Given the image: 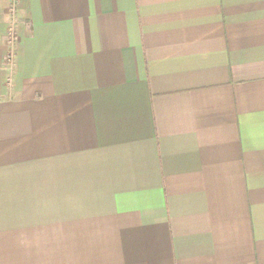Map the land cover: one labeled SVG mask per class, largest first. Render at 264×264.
<instances>
[{
    "label": "crops",
    "instance_id": "crops-1",
    "mask_svg": "<svg viewBox=\"0 0 264 264\" xmlns=\"http://www.w3.org/2000/svg\"><path fill=\"white\" fill-rule=\"evenodd\" d=\"M0 264H264V0H0Z\"/></svg>",
    "mask_w": 264,
    "mask_h": 264
},
{
    "label": "rangeland",
    "instance_id": "rangeland-1",
    "mask_svg": "<svg viewBox=\"0 0 264 264\" xmlns=\"http://www.w3.org/2000/svg\"><path fill=\"white\" fill-rule=\"evenodd\" d=\"M6 58H7V61H10L11 55L9 54L8 56H6Z\"/></svg>",
    "mask_w": 264,
    "mask_h": 264
}]
</instances>
